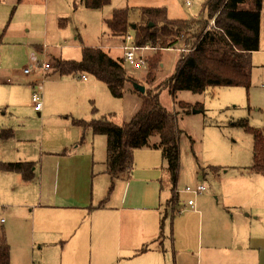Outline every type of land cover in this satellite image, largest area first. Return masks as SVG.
<instances>
[{"label": "rangeland", "instance_id": "rangeland-1", "mask_svg": "<svg viewBox=\"0 0 264 264\" xmlns=\"http://www.w3.org/2000/svg\"><path fill=\"white\" fill-rule=\"evenodd\" d=\"M16 1L7 0L5 4H13L0 5V78L15 79V84L10 86L0 82V135L22 125V144L0 137V163L36 161L52 177L58 171L61 180L74 176L73 166L78 175L87 156L80 150L94 158V176L89 170L85 182L89 203L83 226L88 231L92 227L99 230L103 217L114 218L110 225L113 239L105 241L102 235H95L90 248L86 240L85 258L80 264H130L126 249L137 245L142 227L152 228L154 214L159 216V224L163 219L162 234L159 229L157 232V237L163 239L151 240L148 245L162 251L158 243L162 240L165 242V251H162L165 252V264H184L180 250L189 243L185 258L188 264H195L193 259L198 256L196 248L200 244L201 229L206 232L212 228L218 236L227 235L233 228L243 230L258 211L264 212V175L252 172L250 168L253 164V136L234 124L245 119L254 128H264V51L251 60L253 67L248 88L216 86L200 94L178 91L173 96L167 88L160 89L162 106L177 112V123L183 131L179 141L180 162L175 189L169 178L167 162L163 160L160 148L154 146L133 150L131 171L124 172L112 183L105 173L106 138L88 130L82 138V129L73 124V118L88 121L106 115L115 124L129 121L146 96L145 88L153 90L174 73L177 59L185 52L181 44L174 50L162 52L153 81H148L146 75L148 58L155 51L141 52L146 61L141 68L125 63L126 73L142 87L137 89L135 85L126 84L122 98L113 97L107 87L90 74H84L88 82H82L80 75L61 76L52 71L55 61L60 60H52L55 57L80 60L82 46L100 48L110 57L122 59L119 45L124 39L113 35L105 22L114 9L128 8L132 21L140 19L142 7H164L171 18H196L205 0H191L190 6L185 0H111L109 5L96 10L85 8L79 0H21L12 13ZM131 34L133 36V32ZM260 36L264 50V6ZM35 43L43 45L41 52L34 50ZM32 61H45L52 68L46 76L38 72L24 74V66ZM38 85L41 86L43 103L40 115L33 110L30 101L31 92ZM180 102L188 103L190 112L185 113ZM93 106L97 109L94 113L91 111ZM150 143L159 144V138H151ZM71 145H76L79 153L60 159L58 167L42 159L43 151L47 149H61L62 154ZM15 150L22 153V160L6 161L16 158ZM0 173L5 172L0 170ZM200 183L205 190L196 198V208L202 217L186 206L193 195L183 193L186 186L194 188ZM172 191L178 193L175 205L169 204ZM123 193L126 194L124 202ZM9 195V186L0 183L1 204L7 209V214L0 215L5 220L0 229L4 228L11 247L10 264H47L50 247L46 246L49 239L44 235H52V231H39L43 245L33 247L29 231L31 221L22 204L8 200ZM100 204L103 206L98 207ZM151 205L156 213L134 209ZM115 206L124 209L120 218ZM62 211L44 208L40 210V218L46 221ZM202 240L204 245L205 235ZM90 251L96 255H90ZM130 255L132 257L134 252Z\"/></svg>", "mask_w": 264, "mask_h": 264}, {"label": "trees", "instance_id": "trees-1", "mask_svg": "<svg viewBox=\"0 0 264 264\" xmlns=\"http://www.w3.org/2000/svg\"><path fill=\"white\" fill-rule=\"evenodd\" d=\"M79 1L92 10L102 9L111 2ZM263 1L205 0L196 18H171L164 7H142L139 10L140 19L136 21L130 19L128 8L112 11L105 22L113 35L124 39L126 33L131 31L135 46L155 51L147 61L148 81H153L156 76L162 52L174 50L180 44L185 50L177 59L170 77L153 90L145 88L146 96L129 121L115 124L106 115L88 121L73 118V124L82 129V138L87 130L106 138V173L112 183L133 167V150L154 146L160 148L162 158L167 162L169 178L175 189L180 162L179 141L183 131L177 123V112L168 111L162 106L160 89L167 88L173 96L178 91L200 94L216 86L248 88L251 83V54L263 50L260 36ZM55 63L52 71L61 76L90 74L116 98L123 97L126 84L135 82V78L126 73L124 57L114 59L100 48L82 47L80 60H59ZM179 105L185 113L190 112L188 103L180 102ZM91 111L94 113L97 109L93 106ZM234 124L253 136V164L250 168L252 172L264 175V128H254L245 119ZM12 137L13 130L1 134L2 139ZM154 137L159 138V144L150 143ZM65 153L64 150L62 154ZM0 170L17 173L24 181H30L34 178L35 163L2 162ZM172 192L169 204L175 205L178 193ZM102 206L100 204L98 207ZM162 221L159 224L160 234ZM160 239L159 236L158 241ZM146 247L141 251H145ZM0 264H10V245L3 231H0Z\"/></svg>", "mask_w": 264, "mask_h": 264}, {"label": "crops", "instance_id": "crops-1", "mask_svg": "<svg viewBox=\"0 0 264 264\" xmlns=\"http://www.w3.org/2000/svg\"><path fill=\"white\" fill-rule=\"evenodd\" d=\"M20 1L21 0L16 1V4L13 6L12 13L15 11L16 5L19 4ZM6 2L7 0L6 1L0 0V5L13 4V2L5 4ZM79 3L80 5H83L80 1ZM57 19L58 17H56V20ZM57 24L59 26V22H57ZM25 27H29V26L25 25ZM121 45L122 44L119 45V48L121 47ZM35 46H36V48L34 49L35 51L41 52L43 50V45L35 43ZM57 48H61V46L57 45ZM263 51L264 50L252 52L251 60L254 57V55L261 53ZM54 59L63 60L58 57L53 58V60ZM53 72H55V70H53ZM55 73L59 74L58 72ZM83 75L84 74L80 75L79 80L82 82H88V77H86V79H83L82 78ZM14 81L15 79H9V77H5V76H2L0 78L1 83L9 86L11 84H15L13 83ZM30 84L32 85V83ZM130 84L141 86L137 82H133ZM30 101H31V96H30ZM42 107H43V103H42ZM33 110L35 109L33 108ZM37 114L40 115L41 112H37ZM90 132L93 134L92 131ZM12 138L9 140H15L17 141V143L22 144V125L19 127V129L13 130ZM76 147H77L76 145H71V147H69L67 151L65 150L66 151L65 154H61V149H47L46 151H43L42 159L46 163L53 162L54 165L58 167L61 163L60 159L71 157L79 153V149H75ZM155 149H157V147H155ZM15 151L16 152L14 156L16 158L13 160L8 159L6 161L22 160V153L19 150H15ZM80 152H82L83 155L87 153V156L85 155L86 159L81 163V169L78 170V175L74 169V166L72 167L74 176H70V179L64 177L61 178V180H59L58 171L55 172L54 177L50 176L49 174L43 171V168L42 169L40 168L39 163L36 161L33 162L35 163L34 178L30 181H24L22 177L17 173H12V172L0 173V179L2 180V182L0 181V183L7 184L10 189V195L8 196V200L20 202V204H22V209L26 211L27 217L31 221V226L29 229L31 245L33 247L36 244L43 245V241L41 238L42 235L39 233V231L45 232L46 229L52 231V235H44L47 239H49V243L46 244V246L50 247V251L48 254L49 257H47V261H46L47 264H80L81 261H83V258H85L84 243L86 240L89 241V248H90L95 235L96 237H98V235L99 236L102 235L105 241H109L110 239H113V235L110 231V225H112L114 218L110 220L108 218L103 217V221L99 227V230L96 227H92L91 230L88 231L83 226L84 221L86 219L85 216V214L87 213L86 209L89 203V198L85 188V182L89 170H91L92 176H94L95 162H94V158L88 155V152L83 150H80ZM26 162H32V161H26ZM6 163H16V162H6ZM119 180L122 181V178H119ZM101 181L102 183H104L102 179ZM198 196H196L195 199L189 198V199H194L195 201L194 205L192 206L188 205L187 204L189 200L188 199L186 202V206L191 208L194 214L202 217V214L196 208V198ZM122 199L123 202L126 201L125 193H123ZM0 206L2 207L0 210V215L7 214V209L3 204H1V200H0ZM9 207L10 206H8V208ZM44 208L61 209L64 211L55 213L52 219L45 221L40 218V210ZM104 209H106V207ZM134 209H140V210L147 209L152 211L151 213H156L153 205L147 208H134ZM115 210L117 212L118 217L120 218L121 213L124 209L120 208L119 206L118 207L115 206ZM91 215L92 214L89 215L90 216L89 220H91ZM245 216L248 217L249 215H245ZM231 218L236 219V217L233 215H231ZM251 219L252 222L248 220L249 222L246 225H244L243 230H239V229L236 230L233 228L231 232L227 235L221 234L220 236H218L214 231L215 229L212 228H209L206 232L203 229H201L199 231V236L201 237V239L198 242L200 244H197V248H196V252L198 253V256L194 257L193 259L194 263L195 264H264V212L258 211L256 215H254V217H252ZM210 221H211V217L208 216V222ZM4 223L5 220L3 219V217L0 216V224H4ZM158 224H159V216L157 214H154L152 228L142 227L140 232H138L137 245L131 248L128 247L126 249L127 258L130 259L131 261L130 264H165V258H164L165 252H162L165 251L164 249L165 242H162V240L161 242L156 241L160 244L159 246L162 251L152 247L149 248L148 246L149 241L158 240L157 237V232L159 229V227H157ZM38 226L39 229H37ZM2 228L0 229V231L5 232L4 228L3 229ZM84 230H86V233ZM204 235H205V243L203 245L202 239ZM145 246H147L146 247L147 249H145V251H141ZM189 249H190L189 243H185L184 249L180 250V252H182L183 254L181 260L184 262V264H188L185 255L187 254ZM131 252H134V255L132 257L130 255ZM90 255L95 256L96 253L90 251Z\"/></svg>", "mask_w": 264, "mask_h": 264}, {"label": "built area", "instance_id": "built-area-1", "mask_svg": "<svg viewBox=\"0 0 264 264\" xmlns=\"http://www.w3.org/2000/svg\"><path fill=\"white\" fill-rule=\"evenodd\" d=\"M185 2L187 6L191 5V0H185ZM132 40H133V36L131 34V31H129L126 33L123 40V44L121 45L120 49L123 52L125 63L133 66L134 68H141L143 65H145V59L141 52L147 50L148 48L135 46ZM51 67L52 66L50 65V63H46L45 61H41V62L32 61L30 64L24 66L23 72L24 74L27 75L38 72L42 76H46L47 72L50 70ZM82 78L86 79V76L83 75ZM40 87L41 86L38 85L36 88H34L31 95V102L33 108L37 112L42 110V101H41L42 96H41ZM204 190L205 187L202 184H198L194 188L186 186L185 189L183 190V193L190 194L191 196L193 195V198L195 199V197L202 194ZM194 199H189L187 204L190 206L194 205L195 204Z\"/></svg>", "mask_w": 264, "mask_h": 264}, {"label": "water", "instance_id": "water-1", "mask_svg": "<svg viewBox=\"0 0 264 264\" xmlns=\"http://www.w3.org/2000/svg\"><path fill=\"white\" fill-rule=\"evenodd\" d=\"M132 28H134V26H132ZM142 86H136L135 85V88H137V89H140ZM143 90V89H142Z\"/></svg>", "mask_w": 264, "mask_h": 264}]
</instances>
